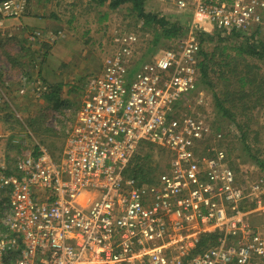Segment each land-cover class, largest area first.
<instances>
[{
	"label": "built area",
	"instance_id": "built-area-1",
	"mask_svg": "<svg viewBox=\"0 0 264 264\" xmlns=\"http://www.w3.org/2000/svg\"><path fill=\"white\" fill-rule=\"evenodd\" d=\"M159 1L186 17V34L141 59L138 35L118 34L85 82L61 153L37 144L0 166V264H264L252 224L264 217V181L243 185L221 135L187 110L200 35L264 34V0ZM26 7L3 1L0 24ZM147 146L164 152L151 182L129 173Z\"/></svg>",
	"mask_w": 264,
	"mask_h": 264
},
{
	"label": "rangeland",
	"instance_id": "rangeland-1",
	"mask_svg": "<svg viewBox=\"0 0 264 264\" xmlns=\"http://www.w3.org/2000/svg\"><path fill=\"white\" fill-rule=\"evenodd\" d=\"M30 4L29 15L25 11L22 17L8 19L0 27V152L6 151L10 166L37 144L53 150L55 155L61 153L66 132L81 105L85 82L99 72L104 59L116 51L114 38L118 34L138 35L140 59L149 58L164 44L163 40L153 44V29L140 30L141 24H136L128 5L111 10L107 6L99 8L90 0H31ZM160 8L159 0L146 1L148 12L160 11L172 19L178 17ZM105 14L107 17L103 19ZM182 21L186 22V17ZM256 39L264 43V34ZM216 45L229 46L228 53L235 56L234 45L220 43L218 38L205 43L204 48L213 52ZM220 53L221 48L216 51L218 56ZM242 58L238 60L239 68L264 75V59ZM211 79L214 87L209 89L207 85H200L199 91L190 98L187 110L199 115L221 135L217 144L226 150L230 166L243 185L264 181V169L248 159L236 125L219 117L215 94L222 95L224 84L217 75ZM38 82L47 86L61 82L64 86L62 99L70 97L72 105L65 104L67 107L61 111L48 108V92L38 97L34 89ZM72 87L76 92L70 93ZM238 113V122H248L247 116ZM250 125L252 132L247 141L250 152H258L264 161V106L252 112ZM37 128L41 130L40 134L36 132ZM43 139L46 142L43 143ZM158 154L155 151L154 157L160 164L162 157ZM252 224L264 233V217H254Z\"/></svg>",
	"mask_w": 264,
	"mask_h": 264
},
{
	"label": "trees",
	"instance_id": "trees-1",
	"mask_svg": "<svg viewBox=\"0 0 264 264\" xmlns=\"http://www.w3.org/2000/svg\"><path fill=\"white\" fill-rule=\"evenodd\" d=\"M5 0H0L2 3ZM29 1V2H28ZM27 1L26 15L31 12V0ZM96 2L97 7L101 8L107 6L111 10L121 8L123 5H128V11L136 19V24H141V29H153L155 31V37L153 44L157 45L160 40H163V47L167 46V43L173 39L183 37L187 31V21L183 23L180 16L175 19L170 18L162 12H148L146 10L147 0H90ZM107 4V5H106ZM74 6V4H71ZM105 14L103 19L106 18ZM256 33L252 34L251 38L246 40H239L237 37H220L219 35H200L201 49L199 52V86L207 85L210 89L214 87L212 81L215 75L218 76V80L222 82L223 93L222 95L215 94V106L218 110L219 117L228 119L236 125L241 142L243 143L244 149L248 154V159L255 161L262 169H264V161L258 156V152L251 154L250 146L247 143L248 137L252 132L251 120L252 112L264 106V75L260 72H253L252 69L243 70L239 68L238 60L243 56H250L255 60L264 59V43L258 42L256 39ZM219 40L220 43L233 44L232 47L236 54L235 56L228 53L229 46L216 45L213 52H208L204 48V44L214 39ZM258 43V44H257ZM221 53L218 56L216 51L220 50ZM19 57L18 55L16 56ZM218 58L214 60V58ZM243 59V58H242ZM0 78H2L0 76ZM211 80V81H210ZM218 81V82H219ZM48 94L46 95L47 107L61 111L62 108L72 105V100L69 98L62 99L63 84L58 82L54 85L48 86ZM84 88V87H83ZM76 92V89L72 87L70 93ZM70 96V95H69ZM67 106H66V105ZM240 112L242 115L248 117V122L241 123L236 120L237 115ZM11 116L12 114H8ZM37 133H41L39 128L35 129ZM55 133V132H54ZM54 135V134H53ZM46 142L45 139L42 141ZM150 152L140 154L135 157L133 161V167L130 170V175L142 180L151 182L153 178L161 172V167L158 160L155 159L152 147L147 146ZM53 155L55 152L49 150ZM143 151V150H142ZM260 152V151H259ZM161 153H164L161 151ZM159 155V154H158ZM157 155V156H158ZM216 236H211L213 241ZM207 237L202 238L201 246H206L208 239ZM210 240V239H209ZM200 246V247H201ZM200 250V249H199Z\"/></svg>",
	"mask_w": 264,
	"mask_h": 264
},
{
	"label": "crops",
	"instance_id": "crops-1",
	"mask_svg": "<svg viewBox=\"0 0 264 264\" xmlns=\"http://www.w3.org/2000/svg\"><path fill=\"white\" fill-rule=\"evenodd\" d=\"M160 4H161V8H160V10H165V11H168V12H173V15L174 16H180V14H178L177 12H175V10L174 9H172V8H170L168 5H166L165 3H163V2H160ZM164 11V12H165ZM160 12V11H159ZM165 14H167V13H165ZM181 17V19L183 18V16H180ZM16 19H18V18H16ZM7 21V20H6ZM6 21H4L2 24H0V27H2V26H4L5 25V22ZM6 151L4 150V153H2V152H0V166H5V165H7L8 163V159H7V156H6ZM5 154V155H4Z\"/></svg>",
	"mask_w": 264,
	"mask_h": 264
}]
</instances>
